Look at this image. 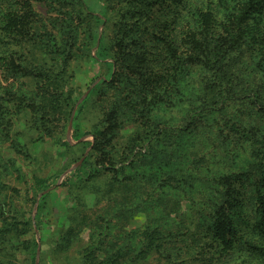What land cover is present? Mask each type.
Listing matches in <instances>:
<instances>
[{
  "label": "trees",
  "instance_id": "16d2710c",
  "mask_svg": "<svg viewBox=\"0 0 264 264\" xmlns=\"http://www.w3.org/2000/svg\"><path fill=\"white\" fill-rule=\"evenodd\" d=\"M10 1L22 7L16 17L0 18V33L5 32L10 40L14 39L13 54L29 65L37 60L33 53L36 41L30 35L27 39L18 36L28 27H34L31 20L36 19V7L32 6L33 0H27L31 4ZM102 2L103 13L98 17L83 0L75 1L81 5L80 14L95 22L88 43L92 45V58L103 62L111 58L109 63L115 70L114 78L119 73L132 74L133 86L140 98L150 97L152 104L160 101L177 106L181 114L177 123H165L162 127L151 121L152 114L145 121L148 118L145 115L136 123L132 138L144 133L151 144L156 141L154 135L167 143L179 135L191 134L195 138L187 148L195 158L200 148H211L194 161L201 165L197 170L200 184L181 186L173 194L175 197H165L168 196L165 194L158 199L162 202L160 221L163 226L151 229L152 224H148L141 232L140 228L136 229L135 233L140 232L141 237V255H135L133 263L161 256L164 264H264V77L258 67L252 66L255 63L259 69L264 67V0ZM36 22L45 24L40 15ZM51 40L60 60L55 65L63 68L49 74L46 70L39 72L51 78L54 85V93L48 97L51 102L48 111L65 108L68 122L76 104L72 96L76 89H58L66 86L73 73H69L70 64L66 65L67 55L58 52L62 47L58 35L52 33ZM3 58L0 56V66ZM4 90L6 88L0 83V121L6 129L10 123L7 116L14 106L10 105L9 95ZM61 94L63 99L59 97ZM207 121L214 128L209 137L205 132ZM219 143L228 149L226 153L244 149L247 164L238 169L214 165L210 173H205L206 167L210 168L207 161L210 155L220 154L215 149ZM230 146L234 148L229 149ZM120 155L123 158L125 153ZM90 164L88 154L77 173H86L83 171L90 168ZM195 166L198 168L199 164ZM92 170L95 169L90 168L87 178L80 176V183L91 179ZM71 181L72 177H66L63 184L69 185ZM54 183L50 178L43 180L41 189ZM111 185L115 188L110 194L115 195L110 200L120 205L121 216L128 203H135L131 201L133 196L149 188L147 183L140 181H120ZM167 186L164 190L169 192ZM141 201H137L136 210L144 205ZM173 211L179 213L172 216ZM30 229L23 232L28 233ZM125 229L122 226L118 235L124 236ZM125 233L127 235L128 231ZM134 247L128 244L119 247L113 259L121 264ZM90 252L95 253L92 249Z\"/></svg>",
  "mask_w": 264,
  "mask_h": 264
},
{
  "label": "rangeland",
  "instance_id": "374dc122",
  "mask_svg": "<svg viewBox=\"0 0 264 264\" xmlns=\"http://www.w3.org/2000/svg\"><path fill=\"white\" fill-rule=\"evenodd\" d=\"M33 1L32 6L45 24L37 23L35 15L36 19L31 20L34 27L23 30L18 37L27 39L30 35L35 39L36 62L25 65L13 54L14 39L0 33V56H4L0 83L14 106L7 116L10 123L6 129L0 121V264H119L113 257L126 244L135 247L121 264H134V256L141 255L139 233L148 224H152L151 229L160 227L162 202L158 199L165 194L175 197L173 194L181 186L200 184L197 170L201 165L194 161L211 148H200L195 158L187 148L195 138L191 134L179 135L167 143L154 135L156 141L151 144L144 133L132 138L136 123L145 115V121L152 114L151 121L162 127L180 120L179 108L160 101L152 104L150 97L140 98L132 74L119 73L114 78L111 58L106 62L92 58V45L88 43L95 22L80 14L82 8L75 4L76 0ZM83 2L98 17L102 15V0ZM21 7L22 4L0 0V18L16 17ZM52 33L60 38L62 47L58 46V52L67 55L66 65L70 64L68 70L73 73L66 86L58 90L76 89L72 93L76 104L68 122L65 108L48 111V97H52L54 85L51 78L39 72L46 70L49 74L63 68L55 65L59 58L53 48ZM252 66L258 67L264 77V67L259 69L255 63ZM103 80L106 81L98 86ZM59 97L64 98L62 94ZM19 105L22 108L16 107ZM206 123L209 137L214 128L211 122ZM40 124L43 127H38ZM128 148L130 152L126 151ZM215 149L220 154L210 155V168L206 167L205 173H210L214 165L238 169L247 164L248 156L242 148L226 153L228 149L219 143ZM124 153L126 158H121ZM88 154L89 166L95 170L90 180L80 183V176L87 178L90 172L87 168L83 171L86 173H77ZM66 177H72L69 185L63 184ZM49 178L55 181L54 185L42 190V181ZM120 181L149 185L146 191L133 196L131 201L135 203H128L122 216L120 205L110 200L115 195L110 194L115 188L111 184ZM166 184L170 193L164 190ZM213 185L217 186L215 182ZM138 200L144 205L139 204L136 210ZM177 213L173 211L172 216ZM122 226L126 228L122 231L124 236H119ZM29 227L28 233L23 232ZM138 228L140 232L135 233ZM157 257L151 261L139 259L137 263L164 264L161 256Z\"/></svg>",
  "mask_w": 264,
  "mask_h": 264
}]
</instances>
